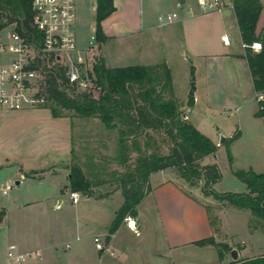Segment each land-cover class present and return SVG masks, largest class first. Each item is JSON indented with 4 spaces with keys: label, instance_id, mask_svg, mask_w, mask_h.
<instances>
[{
    "label": "crops",
    "instance_id": "obj_1",
    "mask_svg": "<svg viewBox=\"0 0 264 264\" xmlns=\"http://www.w3.org/2000/svg\"><path fill=\"white\" fill-rule=\"evenodd\" d=\"M111 1L114 12L101 22L104 41L100 44L96 42L95 48L96 55L100 56L107 68L165 64L172 74L171 64L176 59H179L180 62L182 55L183 61L186 60L185 54L181 52L178 55L177 53L179 47L184 46V50L191 57L190 62L193 64L194 73L196 74L198 71L202 73L198 78L199 84L201 90H204L208 102L215 105L231 104L235 108L239 122L250 123L264 133V117L257 118L255 116L258 111L257 95L253 91L247 63L242 58L244 46L230 2L225 3L224 8L219 12V22H212L218 26L215 31H212L206 26H201L202 28L196 26L198 21L194 19L200 15L198 13L192 17L186 14L182 17L177 16L174 22L161 25L158 22V16L164 14L155 12L152 0ZM75 2L76 27L89 34L86 43L81 37L77 39L76 36L77 47L80 50H86L90 38L95 34L96 0H75ZM175 2L174 6L178 9L181 2ZM260 3L262 10L255 27L257 36L264 35V0H260ZM204 22L207 21L204 20ZM211 36L216 37L222 43V46L213 47V54H211L212 47L209 41L204 40L199 44L197 41L199 37ZM222 37L228 38V45L222 42ZM173 93L182 110L185 108L183 115L186 116V121L192 124L188 116V109H190L187 106L188 100H182L176 96L175 92ZM49 119L64 120L69 127L67 138L63 139L68 149V159L66 162L49 165L46 169L30 172H40L51 177L63 173L67 180V185L64 188L67 193H70L68 189L69 171L66 165L70 164L71 160L73 121L66 117L53 118L51 116ZM211 141L217 145L213 139ZM215 154L205 158L202 165H210V163H205V160H210ZM26 174L28 172L21 170L20 179L26 180L36 176L31 174L30 178H26ZM18 183L19 187L20 182ZM149 185L150 192L136 208V218H127L109 237V241H106L108 229L116 211L123 204L121 191L101 193V195L94 193L90 198L77 193L79 201L77 204H73L77 221L76 230L73 233L66 228L62 229L65 237L72 233L70 235L74 250L70 253L64 251L63 255L67 261L63 259L62 264H227L232 261L229 256L231 250L237 251V260L252 259L245 253L244 246L237 249L231 244H226L224 240L221 241V237L224 236L219 233L222 232V217L226 214L227 209H216L219 226H213L208 206L210 197H204L200 189L190 187L170 170L152 174L149 178ZM4 186H1V192ZM101 187L106 188L108 185ZM246 192L245 187L242 193ZM114 198L120 204L117 208L112 209L110 216L103 210L114 201ZM59 204L60 202L55 207L58 208ZM4 215L5 213L1 212L2 218ZM247 216L246 224L248 226L250 219ZM129 221L136 224L138 234L130 230ZM254 233L264 234L258 231L251 234ZM97 236L103 241L104 251L95 249L93 238ZM207 239H213L214 243L225 244L231 248L228 253L224 254L222 261H220L217 248L214 245L200 246L197 244V242ZM10 247L15 249L13 245ZM70 248L71 245L67 243L65 250ZM18 251L22 254H30L34 251L37 253V257L42 255L41 250L18 249ZM5 262L4 259L2 264Z\"/></svg>",
    "mask_w": 264,
    "mask_h": 264
},
{
    "label": "trees",
    "instance_id": "obj_2",
    "mask_svg": "<svg viewBox=\"0 0 264 264\" xmlns=\"http://www.w3.org/2000/svg\"><path fill=\"white\" fill-rule=\"evenodd\" d=\"M96 6L94 36L100 44L104 41L101 22L114 12V7L111 0H96ZM232 8L244 46L242 58L247 63L253 91L257 95L255 116L263 118L264 35L255 34L262 5L260 0H232ZM31 15V0H0V31L13 26L20 35L31 39L37 35L30 24ZM255 43L260 44L258 52L251 49ZM191 70L193 72V67ZM90 77L91 88L87 92H76L68 86L65 70L54 67L47 76L49 102L46 108L53 118H69L64 113H73L79 120H98L105 130L116 133L113 161L122 171L111 172L107 180L100 179V167L92 157H86L83 167L79 164L74 135L71 138L69 191L90 198L95 188L109 183L116 184L121 191L123 204L115 213L106 241L127 218H136L137 206L150 192V176L164 170H174L192 188L201 184L203 196L224 207L248 211L251 216L249 231L264 233V173L252 170L234 172L245 185L246 193L220 194L214 191L213 186L222 176L215 164L202 165V161L213 156L218 147L182 118V108L174 98L171 74L165 64L112 69L107 68L102 59H97ZM193 102L190 98L187 106H192ZM154 134L161 136V143L169 145L168 154L160 153L161 147ZM237 137L236 132L231 141ZM229 142L225 148L231 162ZM132 155L136 157L130 163ZM25 176L30 178L31 174ZM211 222L216 225L215 219ZM197 244L214 245L220 261L231 250L225 244L214 243L213 239ZM227 264H264V255Z\"/></svg>",
    "mask_w": 264,
    "mask_h": 264
},
{
    "label": "rangeland",
    "instance_id": "obj_3",
    "mask_svg": "<svg viewBox=\"0 0 264 264\" xmlns=\"http://www.w3.org/2000/svg\"><path fill=\"white\" fill-rule=\"evenodd\" d=\"M175 1L191 2V0H152V4L156 13L174 12L178 17L184 16L186 14L184 11L175 8ZM228 2L232 6V0H224V3ZM219 18V13H210L197 15L194 20L198 21L196 24L198 28L206 26L215 31L218 26L212 22L218 23ZM76 36L77 39L81 37L84 43L89 39V34L77 27ZM204 38L199 37L198 44L204 40L209 41L212 47L211 54L214 51L213 47L222 46L214 36ZM183 47L180 46L177 53L185 54L186 60L183 61L182 55L180 62L176 59L171 64L173 92L182 100L193 99L195 104L189 107L191 110L188 109L190 122L202 135L217 142L218 150L215 156L205 160L207 164H215L222 176V179L213 186L214 191L220 194H241L245 186L235 177L234 172L252 170L255 173H264V133L250 123L239 122L235 108L231 104L215 105L208 102L199 84L198 78L202 73L198 71L195 74L194 68L192 72L191 57ZM97 59H100V56H95V62ZM191 85L194 90L193 97L189 95ZM46 107L19 112L0 111V264L4 262L6 249L12 245L17 251L18 249L42 251L41 257H36L35 252L32 251V256L26 264H62L63 259L67 261L63 255L64 251L70 253L74 250L71 243L72 233L67 237L62 233L63 228L74 233L77 227L75 207L64 188L67 185L65 175L62 173L51 177L40 172H30L46 169L49 165L66 162L68 159V149L63 139L67 138L69 127L64 120L49 119L51 114ZM64 114L73 118L74 149L82 167L86 157L90 156L95 159L97 167H100V179L107 180L111 172L122 171L113 161L117 138L115 132L105 130L98 120H79L73 113ZM236 132L237 139L231 141ZM154 137L160 144V153L168 154L169 145L161 143L160 135L154 134ZM221 137L224 138V143L220 142ZM227 142L232 156L231 162L227 158L225 148ZM135 157V155L131 156L130 163ZM69 165H66L68 171ZM21 170L37 177L21 180L19 177ZM170 172L177 175L174 170ZM16 182H20L19 187L16 186ZM6 184L11 185L12 188L7 196H4L1 186ZM106 185L108 187L100 186L94 190V193L101 195L119 190L114 183ZM197 188L201 190V184ZM209 199L210 216L216 221L215 227L219 226L216 209H227L222 217V232L219 234L224 237H221V241L224 240L226 244H231L237 249L244 246L245 253L250 258L264 255V234L249 232L246 224V216L251 218L249 213L224 207L212 198ZM59 202V207H55ZM119 204L114 198V201L103 211L111 216L112 209L117 208ZM1 212L5 213L3 218ZM67 243L71 245L69 250H65Z\"/></svg>",
    "mask_w": 264,
    "mask_h": 264
},
{
    "label": "built area",
    "instance_id": "obj_4",
    "mask_svg": "<svg viewBox=\"0 0 264 264\" xmlns=\"http://www.w3.org/2000/svg\"><path fill=\"white\" fill-rule=\"evenodd\" d=\"M224 0H191L178 5L192 17L219 13ZM31 27L36 36L31 39L20 35L13 26L0 31V111L19 112L35 110L48 105L47 76L56 67L65 70L68 86L76 92H87L92 86L90 73L95 62L96 40L93 35L86 50L77 47L75 0H31ZM177 19L176 13L158 16V22L166 25ZM228 45V38L222 37ZM252 50L259 51L260 44ZM12 188L6 185L2 194ZM72 204H77L79 195L69 193ZM130 230L138 234L134 222L128 223ZM97 251H104L100 237L93 238ZM68 247V246H67ZM37 257V253H34ZM32 254L18 253L13 247L6 251L5 264H24Z\"/></svg>",
    "mask_w": 264,
    "mask_h": 264
},
{
    "label": "water",
    "instance_id": "obj_5",
    "mask_svg": "<svg viewBox=\"0 0 264 264\" xmlns=\"http://www.w3.org/2000/svg\"><path fill=\"white\" fill-rule=\"evenodd\" d=\"M189 95H190V97H193V95H194L193 85H191V87H190ZM185 117H186L185 115L182 116V118H185ZM223 141H224V138L221 137L220 142L222 143ZM15 184H16V186H18L19 183L16 182ZM229 256L232 259V261H236L238 259V255H237L236 250H231L229 252Z\"/></svg>",
    "mask_w": 264,
    "mask_h": 264
}]
</instances>
